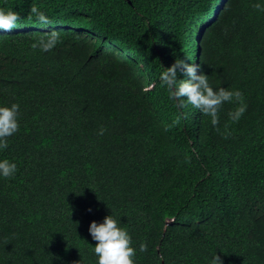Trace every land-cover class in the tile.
I'll return each instance as SVG.
<instances>
[{"label": "trees", "instance_id": "16d2710c", "mask_svg": "<svg viewBox=\"0 0 264 264\" xmlns=\"http://www.w3.org/2000/svg\"><path fill=\"white\" fill-rule=\"evenodd\" d=\"M256 0H0L52 26L0 36V103L20 106L0 157V264H96L92 220L110 212L136 264H264V12ZM58 34L48 51L42 38ZM13 49L1 60L2 52ZM199 62L239 89L213 126L159 79ZM181 78L183 76L181 75ZM103 135H98L100 127ZM89 208L91 211H89ZM144 242L147 248L139 251Z\"/></svg>", "mask_w": 264, "mask_h": 264}, {"label": "clouds", "instance_id": "9594fccd", "mask_svg": "<svg viewBox=\"0 0 264 264\" xmlns=\"http://www.w3.org/2000/svg\"><path fill=\"white\" fill-rule=\"evenodd\" d=\"M257 10L264 12V0H256L253 5ZM31 12L42 24L50 23L48 16L32 7ZM20 19V14L14 10L0 8V36L15 37L29 36L37 30L51 29L52 26L37 25L33 21ZM53 29V28H52ZM58 34L53 32L42 38L39 44L41 50L48 51L55 46ZM9 48L2 52L1 60L12 53ZM181 75L183 78H181ZM159 79L169 91V96L179 108L190 104L202 114L210 117L213 126L219 123V111L226 102L235 103L236 107L228 112V118L237 122L247 110L243 100V93L239 89L224 86L213 87L209 82V75L202 70L199 62H192L183 58L176 59L172 64L164 67ZM20 106L16 102L0 103V152L8 146V138L19 129ZM105 129L100 127L98 135H103ZM17 172V163L8 157H0V178L14 177ZM89 211L91 209L89 208ZM88 232L93 241L92 252L96 257V264H136L137 248L133 246L132 237L127 228L123 227L119 218L112 212L105 215L101 221L92 220L88 225ZM139 251L144 252L147 245L139 244ZM75 261L74 264H78ZM208 264H223L221 257L215 253Z\"/></svg>", "mask_w": 264, "mask_h": 264}]
</instances>
